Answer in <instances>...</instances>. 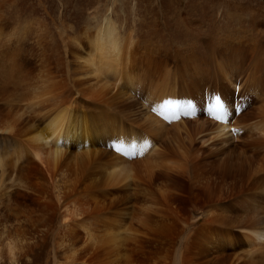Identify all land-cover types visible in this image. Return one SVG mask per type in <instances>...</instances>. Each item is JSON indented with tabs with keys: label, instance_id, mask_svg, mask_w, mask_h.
I'll use <instances>...</instances> for the list:
<instances>
[{
	"label": "bare ground",
	"instance_id": "6f19581e",
	"mask_svg": "<svg viewBox=\"0 0 264 264\" xmlns=\"http://www.w3.org/2000/svg\"><path fill=\"white\" fill-rule=\"evenodd\" d=\"M7 1L0 0V264H22L38 251H47L44 264H99L113 249L150 253L145 247L156 249V264H264V79H255L256 65L264 69L263 41L241 35L235 45L241 31L249 33L243 28L196 36L188 46L194 50L189 71L200 70L187 74L185 85L195 98L209 101L210 89L200 83L206 75L216 83L230 79L220 85L230 97L215 85L219 103L214 98L202 111L216 133L211 140L237 139L245 149L211 158L191 146L203 142L200 111L177 109L179 94L189 107L195 104L176 85L185 79L167 70L183 56L145 58L151 48L133 36L121 43L110 18L83 30L79 24L78 36L59 30L62 45L54 48L40 25L5 22ZM51 7L45 13L54 17ZM64 17H57L62 25ZM125 94L142 99L147 115L128 109ZM177 120L187 126L184 137ZM104 131L114 143L97 147ZM169 132L178 140L163 138ZM201 186L206 197L194 201ZM188 203L198 209L191 218L182 212ZM228 226L249 243L247 259H228L215 243ZM195 243L203 253H190ZM128 253L123 264H135L136 255Z\"/></svg>",
	"mask_w": 264,
	"mask_h": 264
},
{
	"label": "rangeland",
	"instance_id": "374dc122",
	"mask_svg": "<svg viewBox=\"0 0 264 264\" xmlns=\"http://www.w3.org/2000/svg\"><path fill=\"white\" fill-rule=\"evenodd\" d=\"M15 6L18 7L17 11L15 10ZM45 6L47 7L52 6L51 8L55 10L54 17L45 13V9H44ZM2 12L6 16L5 22L10 21V22H14V24L19 25L20 23H24L23 21H25L26 24H30L32 26H35V24L40 25L39 27L41 31L47 36L46 41H48L51 47L54 48H57V46H59L60 49L62 45V38L58 34L59 30H64L65 33L70 34L71 36H78L79 33L75 32V30L79 24L83 26L82 27L83 30L84 27L90 28L91 26L96 24V22L100 23L101 25H104L105 21L110 18L111 25L114 24L113 26H116L117 28L116 31L121 34V39H120L121 43L126 42L129 39V36L130 37L133 36L134 39L138 38V40H140L144 45H147L151 48V50H149V53L145 56V58L152 59L153 56H155L157 53V55L160 56L162 61L164 60L163 58H165V54L171 53L170 55L175 58V54L178 53L179 57L183 56L184 58L175 59L171 62L169 61L170 64L167 66V70L170 71V73L173 72V74L176 75L178 78L180 76L181 78L185 79L183 80L184 83L181 81V83L179 84L176 83V85L183 86L182 95L189 94L191 97L195 99V104L189 107V105L185 103V100L179 97L180 96L179 94L177 109H182L184 106L185 108H183L178 112L187 111L190 108V111L198 110L200 111L199 114L202 115L200 117V120L198 121V125H199V129H203V130L202 132H198L197 138L203 139V142H200L199 140L197 142L193 141L191 143L192 148L193 149L195 148L194 150L200 149L201 151L204 152V154L208 155L211 158L218 156L219 153L236 155L244 148L242 142L238 141L237 139H232V141L229 140L222 143L219 142L215 143L214 140H211V138L213 137L210 138V136H215L216 133H214L212 130L209 129V127H211V125L208 124L211 123L208 118L209 116H207L202 111L207 109L208 105L210 103H213L216 98H219V97H214L213 95L214 92L213 90H216L214 87L215 85L217 86L218 91H220V93L221 90L224 91V95L222 96L223 98L224 96L228 98L230 97V94L227 91V89L225 87L220 86L221 84H227V82H229L230 79L223 81L219 78L218 83H216L213 81L212 74L210 76L209 75L205 76V73L202 72L203 73L202 75L205 76V81L201 80L200 83L206 86L208 90L210 89L208 94L209 98L207 97L209 101L205 103L202 97L195 98L190 88L189 87L186 88L185 85L187 84V78L189 76L187 74H191L192 72V75L195 76L198 74V72H200V70L195 69V70H191V72L189 71L191 65L189 63V59L191 53L194 50L188 46L193 42L194 37L196 36L204 37L207 33L210 32H220V31L236 32L239 29L245 28L249 33H246L245 31H241L237 35V38L234 41L235 45L240 46L241 41H244V39L241 38V35H245V39L248 37L253 41L256 39L262 40L264 47V38H262V36H264V0H8L7 3L3 4ZM62 12L65 13L63 25L60 23L61 20L57 18ZM183 15H185L186 18L184 17L183 19ZM191 27L193 29H191ZM156 61L157 59L154 62ZM69 67L70 69H75L76 65L75 63H69ZM245 67L248 68V64L243 65L242 67L243 69L238 71V73L242 74L244 71H246L247 68L245 69ZM152 71L154 72V78L156 79V72L154 70ZM180 71L182 74L180 73ZM256 72L258 73L255 74V79H264L263 67H257L256 65ZM237 80H236V84L239 85V77H237ZM206 83L209 86H207ZM119 96H122V94H120ZM142 96L144 97V94ZM124 97L127 99L122 100L123 103L132 104L130 105V107L129 105L126 106L128 109H130L131 111L140 110L144 113V115H147L145 113L147 106L142 99L139 100L135 99L134 97H130L128 94H125ZM222 97H220V99H222ZM223 103L229 104L231 106L233 105L232 101L230 100H225ZM235 106L237 109L238 105L235 104ZM248 112H249V108H247L244 111L242 117H247ZM95 121L98 122V117L95 118ZM177 122L179 123L180 135L181 137H184L185 129L183 127L187 129V126L182 125L181 120L180 121L177 120ZM169 123L170 120L167 119L166 126H168ZM109 125L110 127H112V124ZM237 129H239V131L242 132L240 134L244 135L243 133L245 130H242L240 128ZM173 133L174 132H169L168 133L169 135L166 133L164 134L163 138L170 139L175 135ZM109 137H110V133L108 132L103 133V135H99V141L97 142V147H105V143H109V142L113 144L114 141H112V139H110ZM105 138L109 139L110 141L104 142ZM174 138L178 140L176 136H174L173 139ZM235 143L236 144L238 143L239 145H236ZM197 152L198 151H195V153ZM110 156L112 157V155ZM217 183L220 185V182L213 183V187H212L213 190L216 187ZM175 184L184 186V182L180 178L175 179ZM205 197H206V192L202 186L194 190L193 193L194 201H196L197 199H205ZM256 200L261 202L260 199H256ZM208 206L209 205L204 204L202 207H208ZM196 210L198 209L191 207L190 204L188 203L187 205L184 206V210L182 212L184 216H189L191 218L192 212ZM243 210L245 209H238L239 211L238 213H241V211ZM172 226L174 228V235L176 240L178 242H183V236L182 233H180V227L176 224H172ZM222 228L223 227L221 228L218 227L217 229H222ZM224 231L227 232L228 235L220 237V239L215 241V243L220 246L221 253L228 259H232V260H235L236 258H241L244 260L247 259V255H248L247 250L249 248L248 246L249 243L245 241L243 237H241L242 231L236 228L231 229L229 226ZM0 236H2V234ZM121 238H119V240ZM50 239L51 236L49 234L46 238L47 245H49ZM126 240L127 238H124V241ZM205 241H208V238H206ZM119 244L120 243L116 245L118 246V248H120V246L122 245ZM146 248L149 251L150 250L156 251V249L154 248L150 249L149 247H145V250ZM204 250H205L204 246L195 243L191 247L190 253H196V252L203 253ZM117 251L119 252L120 255L117 253ZM120 251L123 252L122 256ZM120 251L119 249L116 250L113 249L108 253V255L106 254L105 256H103L105 258L108 256V259L106 258V260L103 257H100L99 258V260L101 259L100 262L103 259L101 264L103 263L120 264V262L121 264H123L125 261V259H123V256L125 253L128 252L124 253L122 248L120 249ZM151 251L150 253H153V256H151L152 254H150L148 251H145L143 254L142 253L136 254L133 252L132 253L133 258H134V254L136 255V257L139 255V257L141 258L140 259L137 257L138 259H136L135 257L134 262L137 263L136 260H138L137 264H156L157 259L155 258L157 257L156 254H154L156 252H151ZM46 252L38 251L36 252L35 258H33V260L31 257L30 259L31 261L26 260L25 262L23 261L22 264H27V262L29 264H35V263L44 264V261L48 256ZM50 253L51 252H49V254ZM130 253H128V255ZM146 253L148 254V256H146L147 255ZM157 253L159 255V251ZM154 259L156 260V262L154 261ZM100 262L97 263L100 264Z\"/></svg>",
	"mask_w": 264,
	"mask_h": 264
},
{
	"label": "snow or ice",
	"instance_id": "6c2138e0",
	"mask_svg": "<svg viewBox=\"0 0 264 264\" xmlns=\"http://www.w3.org/2000/svg\"><path fill=\"white\" fill-rule=\"evenodd\" d=\"M216 102H217V104L219 103V98H217V101Z\"/></svg>",
	"mask_w": 264,
	"mask_h": 264
}]
</instances>
